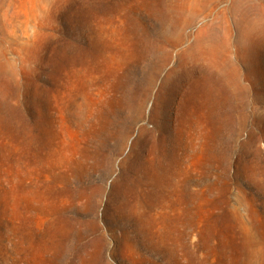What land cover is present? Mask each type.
Segmentation results:
<instances>
[{
  "label": "rangeland",
  "instance_id": "obj_1",
  "mask_svg": "<svg viewBox=\"0 0 264 264\" xmlns=\"http://www.w3.org/2000/svg\"><path fill=\"white\" fill-rule=\"evenodd\" d=\"M139 161L154 250L103 221ZM0 264H264V0H0Z\"/></svg>",
  "mask_w": 264,
  "mask_h": 264
},
{
  "label": "bare ground",
  "instance_id": "obj_2",
  "mask_svg": "<svg viewBox=\"0 0 264 264\" xmlns=\"http://www.w3.org/2000/svg\"><path fill=\"white\" fill-rule=\"evenodd\" d=\"M148 170L139 161L132 173L118 174L103 205V221L114 236L154 250L155 237L165 235L166 189L163 182L156 187Z\"/></svg>",
  "mask_w": 264,
  "mask_h": 264
}]
</instances>
